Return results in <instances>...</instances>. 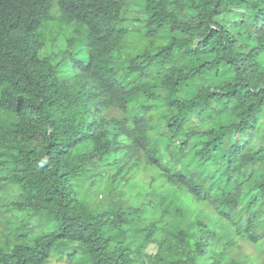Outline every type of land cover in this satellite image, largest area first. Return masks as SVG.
<instances>
[{"label": "clouds", "instance_id": "9594fccd", "mask_svg": "<svg viewBox=\"0 0 264 264\" xmlns=\"http://www.w3.org/2000/svg\"><path fill=\"white\" fill-rule=\"evenodd\" d=\"M0 264H264V0H0Z\"/></svg>", "mask_w": 264, "mask_h": 264}]
</instances>
